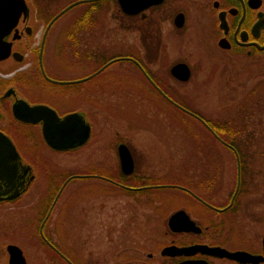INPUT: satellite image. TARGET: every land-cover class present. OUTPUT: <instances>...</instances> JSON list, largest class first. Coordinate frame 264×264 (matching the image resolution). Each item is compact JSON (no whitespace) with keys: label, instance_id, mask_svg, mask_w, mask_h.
Here are the masks:
<instances>
[{"label":"flooded vegetation","instance_id":"flooded-vegetation-1","mask_svg":"<svg viewBox=\"0 0 264 264\" xmlns=\"http://www.w3.org/2000/svg\"><path fill=\"white\" fill-rule=\"evenodd\" d=\"M24 1L28 7L27 12L22 9L23 0L10 2L11 8L19 12L13 17L0 10L3 16L0 18V264H11V245L18 246L27 263L31 264L27 242L30 247L39 251L45 246L46 253L51 254L57 262L58 256L63 257L60 251L72 262L67 261L68 264H77L73 260L74 239L69 233L71 219H68L67 231L70 244L66 253L53 236V234L59 236L58 224H64L65 219L63 216L52 219L65 189L75 178L70 179L54 204L61 187L69 177L76 174L86 175L83 178L87 181L98 179L106 182L117 190L127 189L132 194H138L139 190H131L123 185L136 188L178 184L187 187L194 194L185 190L184 195L196 205L204 207L208 215L202 222L185 207L176 209L186 210L202 227V232L173 231L169 226L170 214L168 227L172 233L195 235V238L184 243L168 245L185 246L203 243L222 246L232 251L246 250L253 254H264V211L259 216V221L263 223L262 233L252 238L251 235L246 236L241 225L243 216L240 217L243 205L241 199L248 193L260 190L257 189L260 186L264 192V153L258 156L253 153L240 154L236 148L238 145L244 146L250 143L264 145V138H253V140L242 138L249 123L247 120L249 106H241L236 115H233L235 106L250 97L252 92L256 95L262 93L263 96L264 0H102L98 4H91L100 1L93 0L82 3L86 4L83 12L81 11L82 18L84 17L86 22L84 29L75 26L77 20L75 16L81 14L77 11L68 23L72 24L73 21V25L67 24L60 30L55 29V26L62 16L49 26L51 20L59 11L77 0L64 4L60 9L59 0ZM1 7L2 3H0ZM124 7L132 9L133 12H127ZM114 9L116 16L120 18V28L138 35V39L130 43V48L122 50L123 47H120L118 56L115 57L122 58L116 63H131L138 72L131 76V84L125 88L130 90V94L142 96L146 104H150L157 112L166 113L167 107L164 106V101L167 99L163 94L172 98L181 95L171 81L180 83L190 81L196 72L195 64L199 66L198 72L210 68L208 76H213L219 69L226 68L231 72L229 81L239 79L240 87L243 88L249 74L260 78L255 87L243 90L242 101H237L236 105L228 109L220 110L214 118L193 108L185 98L184 103L178 102L184 107L187 104L186 108L201 116L216 134L199 121L194 125L195 133L200 137L191 139L185 124L178 125L181 129L180 139L183 146L189 141L197 146L204 144L213 147V149L210 147V152H188L180 157L191 161V164L185 165V174L180 175L181 182L198 187V191L182 183H146L150 180L146 178L154 175L142 177L138 174L137 160L133 151L122 139L115 142L119 160L117 176L105 171L102 175L91 171L73 172L67 176L65 173L61 176L59 174V166L54 163L55 158L59 154L72 153L75 150L61 152L53 149L45 138L44 125L54 119L53 110L61 118L68 114L79 113L91 126V135L85 146L94 139L96 124L91 117V108L98 111L105 110L101 107L102 102H99L98 98L108 92L105 90L106 81L99 75L112 65L91 78L80 82L73 81L90 76L107 63L102 64L101 61L109 52L98 41L104 32L105 17ZM124 19L133 20V24L124 26ZM120 45L123 44L120 42ZM192 58L196 60L194 65ZM133 60H137L143 66L151 81ZM91 63L95 64L93 70H90ZM178 63H186L189 66L191 74L188 80H182L173 74L172 67ZM153 66H158V69ZM103 75L106 76L107 73ZM108 77L107 81L116 80L117 84L120 83V88L116 89L122 91L124 87L122 83L124 78H127L126 75L123 76V73L116 71L109 73ZM155 97L158 98L157 101ZM36 108L41 110L35 113L31 111ZM228 117H234L238 121L227 122ZM159 129L163 128L160 126ZM164 130L166 131L165 128ZM120 143L127 144L132 152L135 168L131 174H126L122 169L118 149ZM219 144L230 152L228 157L234 166V183L232 182L231 190H227V195H222L225 189L223 162L226 160L219 152ZM172 167L169 168L168 173L170 178ZM135 173L136 175L133 176ZM256 176L262 178L260 185L255 179ZM126 177L132 179L128 181L130 184L123 182L125 181L123 178ZM139 177L142 178L139 180L142 184L132 185L131 182H138ZM71 201L70 203L73 204ZM12 213L23 217L18 221L17 216H11ZM54 222H56L53 226L54 232H50ZM223 234L225 240L221 237ZM210 235L216 236L209 238ZM236 235L242 239L241 242H235ZM148 256L153 257V253H149ZM162 256L173 259V264L185 259V256ZM193 257L205 258L212 264L220 262L242 264L227 257L200 253ZM259 264H264V260Z\"/></svg>","mask_w":264,"mask_h":264},{"label":"rangeland","instance_id":"rangeland-1","mask_svg":"<svg viewBox=\"0 0 264 264\" xmlns=\"http://www.w3.org/2000/svg\"><path fill=\"white\" fill-rule=\"evenodd\" d=\"M71 1L65 2V5ZM84 7V4H80L64 13L55 29L60 30L66 27L73 19L75 12H81ZM59 9L57 8L56 11ZM105 20L104 32L98 43L100 42L99 44L106 48L109 52L107 55L117 54L120 47H123L122 50H127L130 48V43L138 39V35L120 28V18L116 16L115 9L105 17ZM123 24L130 26L133 20L124 19ZM68 25L71 26V24ZM120 42L123 45L119 46ZM191 60L194 65L196 60L194 58ZM90 66V70L95 68L93 63ZM194 67L196 72L190 81L180 83L172 80L171 83L179 90L180 98H185L193 108L211 118H214L220 110L228 109L236 105L237 101H242L243 90L255 87L260 80L259 77L249 74L243 88L240 87L238 78V80L229 81L231 72L226 68L219 69L213 76H208L210 68L206 70L203 68V71L198 72L199 66L195 64ZM153 68L158 69V66H153ZM116 71L127 77L122 83L124 86L122 91L116 89L120 88V83L117 84L116 80L107 81L109 73ZM105 72L107 77L103 75ZM133 74H138V72L131 63L126 62L113 63L107 71L99 75L106 81L105 90L108 92L98 98V101L102 102L101 107L105 110L98 111L91 108V117L96 124L95 137L79 150L59 154L55 158L54 163L59 166L60 176L64 173L66 176L73 172L85 173L84 171L100 175L105 171L117 176L119 160L115 142L122 139L130 145L133 151L139 175L142 177L149 174L154 175L156 181L152 184L171 183L172 180L168 177L169 168L177 164L176 161L184 159L180 157L188 153V148L186 144L185 146L181 144L179 124H172L167 112L155 111L150 104H146L142 96L136 93V95L130 94V90L125 88L131 84ZM260 98L259 105L253 103L254 108L248 109L249 123L245 127L242 138L252 140L253 138H264V92ZM160 126L163 129H159ZM210 147L208 148L211 151ZM218 147L226 160L223 162L225 189L222 195H227V190L233 187L234 166L228 157L230 152L220 144ZM262 147L251 143L243 146L250 154L257 156L262 155L264 145ZM255 179L260 185L261 176H256ZM259 188L260 190L248 193L241 199L244 205L241 207L240 217L243 216L241 225L246 236L251 235V238L254 235H260L263 227L259 216L264 211V192L261 186L257 189ZM100 193L102 195H99ZM150 193L154 194H151L152 196L141 192L132 194L114 189L112 185L98 179L87 181L84 178H75L65 189L58 207L54 210L52 219L63 216L65 222L58 224L62 235L59 234L57 237L53 234V236L60 246L67 250L70 244L67 231L68 219H71L69 233L74 239L73 253L85 264H173V259L161 255V249L171 243L180 244L192 240L195 235L172 233L168 227L169 215L179 207H185L191 211L193 216L204 222V217L208 215V212L183 193L172 189H152ZM11 216H17L18 221L23 217L13 213ZM54 224L56 222L51 225L50 232H54ZM214 236L210 235L209 238H214ZM221 237L225 240L224 234ZM238 237L236 235V243L242 240ZM26 245L31 264H62L55 261L51 254L46 253L45 246L39 251L37 248L30 247L29 242ZM149 253H153V257L149 258ZM219 264L229 263L220 262Z\"/></svg>","mask_w":264,"mask_h":264},{"label":"water","instance_id":"water-1","mask_svg":"<svg viewBox=\"0 0 264 264\" xmlns=\"http://www.w3.org/2000/svg\"><path fill=\"white\" fill-rule=\"evenodd\" d=\"M88 1H93V0H77L69 4L68 6L63 8L58 14H56V16L51 20L49 26L56 19H58L60 16H62L64 13H66L68 10H70L74 6L84 3V2H88ZM10 2H12V0H0V3H2V7H1L2 9L0 8V10H3L6 15L11 14V17H13L15 13L19 14V12H17L16 9L14 10L11 8V6L9 5ZM124 8L129 13L133 12L132 9H128L127 7H124ZM22 9L25 10L26 12L28 10V7L24 0L22 4ZM1 17L3 16L1 15V11H0V18ZM13 24L15 25V21H13ZM120 59L122 58L112 59L111 61L103 65L100 69H98L96 72L91 74L90 76L86 78L78 79L73 82H80L84 79L91 78L94 75L101 72L102 70H104L106 67H108L113 62H116ZM133 61L140 67L143 74L147 76V78L151 81L150 76L148 75L146 70L143 68V66H141V64L137 60H133ZM172 72L174 75H176L178 78L182 80H188L191 74L190 68L186 63L175 64L172 67ZM153 84L155 85L156 88H158V86L155 83ZM163 95L169 102H171L176 107L180 108L182 111L190 114L194 118L201 121L206 127H208L215 134V132L211 129L209 124L201 116L183 107L182 105L177 103L174 99L170 98L168 95L166 94H163ZM41 107L43 106H40L39 108ZM39 108L33 109L31 111L35 113L36 111L41 110ZM53 113H54V119L44 125L45 138L53 149L57 151H61V152L75 150V149H78L84 146L88 142L90 135H91V126L88 123H86L85 119L82 117L81 114L72 113V114H68L64 118H61L58 116V114L54 110H53ZM118 149H119V155H120L123 171L126 174H131L134 171L135 163H134V158H133L130 148L128 147L127 144L120 143ZM10 168H13V167L10 166ZM85 176L86 175L76 174L74 176L69 177L64 182L63 186L61 187L54 201V204L57 201L59 195L61 194L63 188L70 181V179H72L73 177L83 178ZM123 187L129 188L131 190H136V191L147 189V188H178V189L186 190L190 193H193L187 187L177 185V184H159V185H151L149 187H136V188L127 187L123 185ZM196 197L201 200L200 197L198 196ZM169 226L173 231H177V232H180V231L195 232V233L202 232V227L199 226L196 223V221L193 220L191 216L187 213V211L184 209H179L170 216ZM263 244H264V236H263ZM10 249H11V264H28L22 250L18 246L11 245ZM59 253L69 263H72L64 254H62L60 251ZM161 253L162 255H169V256H185V259L175 264H212L205 258H194L193 256H195L198 253L204 254V255L216 256V257H227V258L236 260L242 264H245V263L259 264L261 261L264 260V254H253L246 250H233L232 251L222 246H212V245L203 244V243H197V244H191V245H185V246H179L176 244H172V245L165 246L162 249Z\"/></svg>","mask_w":264,"mask_h":264},{"label":"trees","instance_id":"trees-1","mask_svg":"<svg viewBox=\"0 0 264 264\" xmlns=\"http://www.w3.org/2000/svg\"><path fill=\"white\" fill-rule=\"evenodd\" d=\"M67 1H69V0H65V1L64 0H59V8H61L62 6H64L65 2H67ZM98 2H102V0L97 1V2H94V3H91V4H98ZM84 5H86V4H84ZM82 10H83V8L81 9V11ZM82 12H81V14L79 16L78 15L75 16V17H77V20L75 22V26H76V28L78 27L79 29H81V28L84 29L83 27L86 24V22L84 21V17L82 18V15H83ZM71 25H73V21H72V24ZM117 56H118V53L117 54H113V55H107L105 58H103V60L101 62H102V64H104V63L110 61L111 59H113V58H115ZM261 94H257L256 95L255 93L252 92V94H251L250 97H247L245 100H243L241 103H239L238 105L235 106L233 115H236L237 110H239L241 108V106H243V107L249 106L250 108H254V106H253L254 104L253 103H255L256 105H259V102L261 100L260 96L262 97ZM157 99L158 98L155 97V100L156 101H157ZM173 99H175L179 103H184L183 99L180 98V97H178V96L177 97L174 96ZM167 101H164L165 102L164 103L165 105L164 104L163 105L165 107H167V108H165V111L168 113L167 115H169L170 122L172 124H177V125L180 124L181 122H183V124H185V127H187V130H188V132L190 134L191 139H194L196 137H200L199 135L198 136L196 135V133H195V131H196L195 130V125H194L195 123H198L199 121L196 120L195 118L189 116V115H186L181 109H179L178 107L174 106L172 103H170L169 101L167 102ZM183 105H185V104H183ZM185 106L188 107L187 104ZM235 120H237V119L234 118V117H228V118H226V121L227 122H233ZM208 121H210V120H208ZM260 123H262V121ZM186 145H187V148H188V152H193V153H196V152H204V153L205 152H209V148L207 146H205L204 144L197 146V145H194L193 142H189L188 141L186 143ZM260 147L263 148L262 145H260ZM236 148L238 149V152L240 154H242V153H249L248 150H245L243 148V146H239L238 145V146H236ZM262 150H263L262 153H264V149H262ZM178 161L179 162L176 161L177 164H174V166L172 167V173H171V175H172L171 176V180L172 181L171 182H173V183L174 182L175 183H182V184L190 187L191 189H194V190L198 191L199 190L198 187L193 186L190 183H185L184 181L181 182L182 179H181V176L180 175L185 174V171H184V169H186L185 165L188 166L189 164H191V161H188V160H178ZM242 172H244V170H242ZM136 173L133 174V176L136 175ZM146 179L147 180L150 179L149 182H146V183H153V182L156 181L155 178H154V176L153 177L151 176V178H146ZM123 180H125L123 182L130 184L128 181H130L132 179H128L126 177V178H123ZM137 180H138V182H136V181H135V183L134 182H131L132 185H134L136 183H137V185L142 184V183L139 182V180H142V178L139 177ZM123 191L130 192L131 193V191H127V189H124ZM174 191H178L180 193H183V194L185 193L186 194V192L183 191V190H174ZM141 192L148 193L150 196H152L151 194H154V193H150V192H152V190H144V191H141ZM155 198L157 200V196ZM159 198L160 197L158 196V200H159ZM64 243H65V241H64ZM43 244H45V243H43ZM63 252L66 253L67 252L66 249L63 248ZM58 260L62 264H68L67 261H65L60 256H58ZM73 260L77 264H85V263H83V261L79 260V258H77L75 255L73 257Z\"/></svg>","mask_w":264,"mask_h":264}]
</instances>
